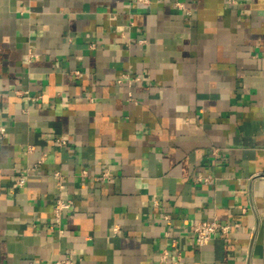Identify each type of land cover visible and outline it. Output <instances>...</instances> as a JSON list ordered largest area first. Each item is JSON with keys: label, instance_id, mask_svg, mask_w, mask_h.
Segmentation results:
<instances>
[{"label": "crops", "instance_id": "crops-1", "mask_svg": "<svg viewBox=\"0 0 264 264\" xmlns=\"http://www.w3.org/2000/svg\"><path fill=\"white\" fill-rule=\"evenodd\" d=\"M62 258L264 264V0H0V264Z\"/></svg>", "mask_w": 264, "mask_h": 264}, {"label": "built area", "instance_id": "built-area-1", "mask_svg": "<svg viewBox=\"0 0 264 264\" xmlns=\"http://www.w3.org/2000/svg\"><path fill=\"white\" fill-rule=\"evenodd\" d=\"M138 1H140L142 3H149L150 2V0H138ZM76 73L80 74L79 72H76ZM57 144L60 146H63L66 144V141L63 138H59L57 140ZM57 175L59 176V174H57ZM196 179L200 180V181L209 180V178H202L201 176H199ZM27 180H28V172H26V171L20 172L18 177H17V185L21 186V187L25 186V184L27 183ZM72 206H73V201H71V200H65L62 198H59L57 200L56 205H55V209H54V213H55V216H56L58 222H60L61 218L63 217V213L66 210L71 209ZM166 219H169V216H166ZM232 227L233 226L230 224H222L217 219H213V220L208 219V220H203V221H200L198 223H195L192 226V232L195 236L197 245L200 247H205L211 242V240L215 237V235L218 232H222L224 234H227L228 232H230ZM56 264H74V262L70 258H62V259H59L56 262Z\"/></svg>", "mask_w": 264, "mask_h": 264}]
</instances>
